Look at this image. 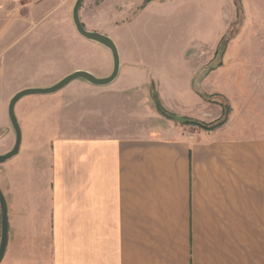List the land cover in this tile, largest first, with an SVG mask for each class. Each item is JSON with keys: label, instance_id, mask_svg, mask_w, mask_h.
I'll list each match as a JSON object with an SVG mask.
<instances>
[{"label": "crops", "instance_id": "0c3cea01", "mask_svg": "<svg viewBox=\"0 0 264 264\" xmlns=\"http://www.w3.org/2000/svg\"><path fill=\"white\" fill-rule=\"evenodd\" d=\"M0 26L10 24L0 17ZM128 65L123 58L117 91L150 92L149 74ZM222 67L186 75L191 95L211 105L180 111L163 96L173 118L155 109L153 128L56 130L41 142L32 131L37 142L25 140L0 181L9 199L0 264H264V120L243 118L210 86ZM211 94L232 108L213 128L224 106ZM1 229L0 207V240Z\"/></svg>", "mask_w": 264, "mask_h": 264}, {"label": "rangeland", "instance_id": "374dc122", "mask_svg": "<svg viewBox=\"0 0 264 264\" xmlns=\"http://www.w3.org/2000/svg\"><path fill=\"white\" fill-rule=\"evenodd\" d=\"M75 2L0 0V17L10 24L7 29L0 26L4 34L0 39V154L15 144L8 105L17 89L52 86L77 69L98 77L113 70L110 49L77 31L72 18ZM80 18L88 30L109 33L128 68L149 74L152 90L124 95L114 82L98 86L80 78L54 93L24 96L15 108L21 149L0 163V181L7 178L10 166L21 163L27 139L31 147L56 130L88 134L150 129L161 120L154 110H160L163 96L180 111L211 105L187 89L186 75L200 65L223 66L222 75L210 77V86L220 88L221 96L243 118L264 120V0H84ZM222 58L226 64L222 65ZM231 69L237 70L235 75L229 73ZM221 96L224 114L211 125L221 126L227 120V103ZM227 108L230 113L232 108ZM187 119L177 121L185 124ZM32 131L42 132L37 141ZM22 171L24 167L19 168Z\"/></svg>", "mask_w": 264, "mask_h": 264}, {"label": "water", "instance_id": "95a60500", "mask_svg": "<svg viewBox=\"0 0 264 264\" xmlns=\"http://www.w3.org/2000/svg\"><path fill=\"white\" fill-rule=\"evenodd\" d=\"M83 2L84 0H76L73 6L72 18L75 23L76 29L85 38L96 41L100 44H103L104 46L110 49L113 55V70L111 74L106 77H98L94 73L88 70L77 69L67 74L65 77H63L61 80H59L57 83H55L52 86L26 87V88L19 90L17 93H15L13 97L11 98L9 105H8V115H9L10 122L15 130L16 140H15V144L13 148L10 151L4 154H0V163H3L7 161L8 159L12 158L13 156L17 155L21 149L22 130H21L20 122L18 120L16 109H15L17 102L21 98H23L24 96L30 95V94H50V93L57 92L61 90L62 88H64L66 85H68L73 80L80 79V78L85 79L94 85L103 86V85H107L113 82L118 76L120 67H121V57H120L118 46L116 42L114 41V39L110 37L109 35H106L98 31L88 30L84 26L80 18V8ZM0 207H1V223H2L1 240H0V263H1L6 254L8 240H9V208H8V202H7L6 196L1 186H0Z\"/></svg>", "mask_w": 264, "mask_h": 264}, {"label": "trees", "instance_id": "16d2710c", "mask_svg": "<svg viewBox=\"0 0 264 264\" xmlns=\"http://www.w3.org/2000/svg\"><path fill=\"white\" fill-rule=\"evenodd\" d=\"M159 109H160V111H161L162 113H164L165 115H169V114L164 110V108L161 106V104H160V106H159ZM169 117H172V118H173L172 115H169ZM185 124H192V125H198V126H201V127H208V126L205 125V124H201V123L198 122V121L190 120V119H187L186 122H185ZM216 126H218V124H214V125H211V126H209V127H210V128H213V127H216ZM209 127H208V128H209Z\"/></svg>", "mask_w": 264, "mask_h": 264}, {"label": "built area", "instance_id": "2783aa9c", "mask_svg": "<svg viewBox=\"0 0 264 264\" xmlns=\"http://www.w3.org/2000/svg\"><path fill=\"white\" fill-rule=\"evenodd\" d=\"M14 3H17V4H23V3H26V2H32L34 0H12Z\"/></svg>", "mask_w": 264, "mask_h": 264}]
</instances>
